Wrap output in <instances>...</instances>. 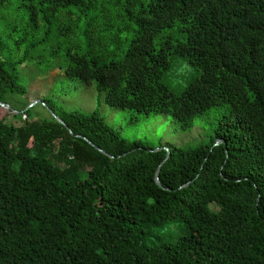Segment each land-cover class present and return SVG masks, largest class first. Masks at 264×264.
<instances>
[{"label": "trees", "instance_id": "trees-1", "mask_svg": "<svg viewBox=\"0 0 264 264\" xmlns=\"http://www.w3.org/2000/svg\"><path fill=\"white\" fill-rule=\"evenodd\" d=\"M177 58L196 74L173 92ZM25 66L182 131L229 112L205 142L153 153L96 112L42 101L66 127L33 120ZM13 99L22 114L0 107V264H264V0H0V103Z\"/></svg>", "mask_w": 264, "mask_h": 264}, {"label": "rangeland", "instance_id": "rangeland-1", "mask_svg": "<svg viewBox=\"0 0 264 264\" xmlns=\"http://www.w3.org/2000/svg\"><path fill=\"white\" fill-rule=\"evenodd\" d=\"M160 39L161 37L156 40V43ZM173 61V68L166 75L165 83L171 91L178 92L196 72L180 58ZM62 72L55 70L44 76L33 77L34 69L31 66L23 67L20 70V82L25 86L27 93L20 99H25L27 105L37 100L41 103L45 101L54 109L68 112L77 111L82 114L96 112L106 126L117 132L128 144L138 143L153 151H170L174 148L193 147L205 142L214 133L220 120L229 112L228 106L213 108L198 117L193 128L182 131L179 125L166 115L146 117L135 111L108 107L102 100L103 96L99 98L93 87L68 79ZM7 106L12 111L19 112V106L22 104L19 99H13L8 101ZM31 116L33 120H44L50 117L40 104L33 108Z\"/></svg>", "mask_w": 264, "mask_h": 264}, {"label": "water", "instance_id": "water-1", "mask_svg": "<svg viewBox=\"0 0 264 264\" xmlns=\"http://www.w3.org/2000/svg\"><path fill=\"white\" fill-rule=\"evenodd\" d=\"M38 104L42 105V106L46 109V111L48 112V114L50 115V117H51L54 121H56V122H57L58 124H60L61 126L66 127V126L64 125V123H63L58 117H56L55 114H54V113H53L48 107H46L43 103H41V101H37V100L32 101V103L29 104V105L27 106V108L25 109V111L34 108V107H35L36 105H38ZM0 107L3 108V109H5L7 112L11 113V115H13V116H18V115H20V114L23 113V112L20 113V112L12 111L11 108H9V107H8L7 105H5V104H1V103H0ZM70 135L73 136L71 133H70ZM86 143H87L90 147H92L94 150H96L98 153H100L101 155H105V154H103L101 151H99V150H97L95 147H93L90 143H88V142H86ZM221 143H223V140L220 139V140H218V141L216 142V145H219V144H221ZM165 151H166L167 153H169L167 150H165ZM157 152H160V150L153 151V153H157ZM108 158L113 159L112 157H108ZM158 173H159V171H157L154 180H155V183H156L158 186H160V182H159V178H158Z\"/></svg>", "mask_w": 264, "mask_h": 264}]
</instances>
